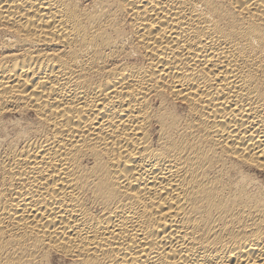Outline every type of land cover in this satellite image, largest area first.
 I'll use <instances>...</instances> for the list:
<instances>
[{
    "label": "bare ground",
    "instance_id": "bare-ground-1",
    "mask_svg": "<svg viewBox=\"0 0 264 264\" xmlns=\"http://www.w3.org/2000/svg\"><path fill=\"white\" fill-rule=\"evenodd\" d=\"M0 264H264V0H0Z\"/></svg>",
    "mask_w": 264,
    "mask_h": 264
}]
</instances>
